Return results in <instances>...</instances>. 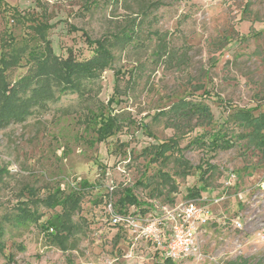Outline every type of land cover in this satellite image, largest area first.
<instances>
[{
    "label": "rangeland",
    "instance_id": "374dc122",
    "mask_svg": "<svg viewBox=\"0 0 264 264\" xmlns=\"http://www.w3.org/2000/svg\"><path fill=\"white\" fill-rule=\"evenodd\" d=\"M47 20L59 55L73 48L89 57L84 32L100 38L127 23L137 32L134 41L116 43L112 67L85 95L63 94L25 122L0 127L1 215L14 209L25 187L46 195L58 186L70 191L83 180L91 183L81 190L82 209L74 215L80 229L67 251L51 244L40 224L5 222L0 264H162L150 241L113 224L109 204L117 211L127 188L150 198L156 184L162 192L154 193V207L146 213L160 215L188 200L190 188L203 185L198 165L212 164L201 197L214 216L200 229L199 250L179 264H264V156L258 150L237 139L233 148L215 152L193 144L166 163L145 152L174 135L154 115L180 97L202 100L215 114L211 124L180 138L181 147L203 131L222 129L240 107L264 111V0H1L0 53L8 38L41 43L30 25ZM101 114L118 115L121 123L99 142L95 128ZM223 129L238 132L230 123ZM180 154L194 166L188 174L175 160ZM161 172L172 176L176 190L163 183ZM39 209L44 218L61 210Z\"/></svg>",
    "mask_w": 264,
    "mask_h": 264
},
{
    "label": "trees",
    "instance_id": "16d2710c",
    "mask_svg": "<svg viewBox=\"0 0 264 264\" xmlns=\"http://www.w3.org/2000/svg\"><path fill=\"white\" fill-rule=\"evenodd\" d=\"M7 6L13 10V16L19 15L16 6L9 4ZM144 10H141V13ZM133 26V23H127L119 32L106 34L100 38H92L84 32L85 43L92 49L89 57H81L73 48H69L66 55L57 54L48 32L53 27L49 20L30 25L40 37L39 44L29 45L25 41L14 42L10 38L4 39L0 53V127L5 128L14 123L25 122L35 111L47 109L51 102L60 100L63 94L85 95L92 90L90 84L102 77L106 69L112 67L115 61L113 48L116 43L125 44L134 41L137 30ZM20 67L27 69L15 76L13 73ZM256 108L240 107L230 113L222 124L224 127L229 123L234 124V128L238 131L234 135H229L222 126V129L201 132L195 140L181 147L180 138L194 131L198 125L211 124L215 114L211 106L202 100L180 97L172 105L154 115L157 119L163 117L166 126L175 131L174 135L146 147L145 152L152 155V161L162 160L166 163L174 152L182 153L184 148L192 147L193 144L205 147L209 152H215L233 148L237 145L236 140L242 139L248 148L258 150L264 156V111L254 113ZM120 120L118 115L101 114L95 128L97 141H106L108 137L114 135L120 129ZM175 160L179 162L183 174H188L194 167L190 160L181 154L175 157ZM197 168L200 169L203 185L190 188L189 198L201 197L214 165L205 168L203 165H198ZM160 175L164 184H170L172 190H176L169 173L161 172ZM138 184L150 186L143 181H139ZM90 186L88 180H83L80 189L65 191L58 186L46 195L38 194V189L32 186L25 187L21 191V197L13 206L14 209L4 215L0 213V255L6 248L3 236L6 232L5 224L8 222L22 227L30 223L40 224L44 237L51 244L59 246L62 251H67L71 239L80 229L79 223L74 220V215L82 209L81 190ZM151 190V197L156 191L159 194L162 192L156 184ZM151 197L141 198L132 188H127L125 196L119 199L117 212H130V207L134 206L133 212L146 213L154 207L150 202ZM40 206L49 210L59 207L61 210L54 211L48 218H44L45 213L39 209ZM162 259V264H179L178 261L170 258L162 256Z\"/></svg>",
    "mask_w": 264,
    "mask_h": 264
},
{
    "label": "built area",
    "instance_id": "2783aa9c",
    "mask_svg": "<svg viewBox=\"0 0 264 264\" xmlns=\"http://www.w3.org/2000/svg\"><path fill=\"white\" fill-rule=\"evenodd\" d=\"M113 189V188H112ZM111 221L114 225L128 226L133 233L150 241L163 257L182 261L199 250L198 238L202 225L213 219L210 203L204 198H189L165 212H125L113 210ZM241 227L240 221H235Z\"/></svg>",
    "mask_w": 264,
    "mask_h": 264
}]
</instances>
